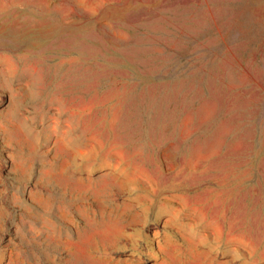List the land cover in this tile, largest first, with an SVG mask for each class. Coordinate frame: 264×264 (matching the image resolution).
Instances as JSON below:
<instances>
[{
  "label": "rangeland",
  "instance_id": "374dc122",
  "mask_svg": "<svg viewBox=\"0 0 264 264\" xmlns=\"http://www.w3.org/2000/svg\"><path fill=\"white\" fill-rule=\"evenodd\" d=\"M0 264H264V0H0Z\"/></svg>",
  "mask_w": 264,
  "mask_h": 264
}]
</instances>
